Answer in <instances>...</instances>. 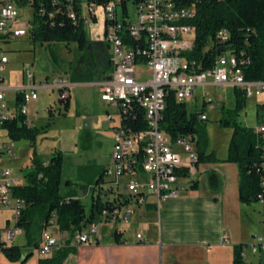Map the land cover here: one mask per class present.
Here are the masks:
<instances>
[{
    "label": "built area",
    "instance_id": "1",
    "mask_svg": "<svg viewBox=\"0 0 264 264\" xmlns=\"http://www.w3.org/2000/svg\"><path fill=\"white\" fill-rule=\"evenodd\" d=\"M23 1L31 6L30 0ZM129 1L136 6L135 22L130 20L126 9ZM99 7L105 17L103 38L112 69L109 80L99 84L100 100L115 110V114L106 116V121L113 124V146L95 193L102 208L97 220L75 230L72 236L58 230L56 216L52 214L34 250L42 260L50 259L61 247L97 243L104 229L112 228L116 232L117 226L128 224L133 209L148 205L149 199H153V205L158 208L161 201L178 196L182 190L179 180L194 175L197 156L191 135L172 139L162 128L168 98L173 97L176 103L186 105L193 100L195 90L201 88L203 110L212 103L206 88L231 87L245 100L258 98V106L264 108V80L249 81L244 77L243 69L248 60L225 53L218 55L210 69L202 71L200 64L184 56L194 45L195 30L190 24L195 16L193 6H179L174 0H126L125 10L121 9L119 15L121 0H108L102 4L97 0H87L83 4L79 0V12L76 13L73 0H69L67 16L74 26L82 22L84 28L85 23L96 17ZM47 17L50 20L53 14ZM30 29L31 23L21 22L18 9L11 0H0V45L30 35ZM215 39L225 42L228 33L220 30ZM7 64L8 58L0 48V127L18 113L25 116V125L31 127L28 106L37 100L39 89L56 91L58 101L69 99L71 84L68 78L55 77L37 82L32 66L27 64L22 71L26 83L5 87L1 74ZM9 91L19 97L13 112L5 101ZM140 114L143 124L135 131L133 127ZM257 117L258 124L253 129L264 150V111H258ZM198 119L206 121L207 117L200 112ZM14 148L13 141L0 145V158H13ZM261 171L256 200L264 205V164ZM121 178L126 182L121 184ZM20 186H23L22 180L0 163V256L5 249L15 246V239L23 235L18 221L25 202L13 195V189ZM261 218L264 221V213ZM53 225L54 234L49 231ZM141 239V234H136V240ZM239 258L241 264H264V239L255 237L252 243L240 245Z\"/></svg>",
    "mask_w": 264,
    "mask_h": 264
},
{
    "label": "trees",
    "instance_id": "2",
    "mask_svg": "<svg viewBox=\"0 0 264 264\" xmlns=\"http://www.w3.org/2000/svg\"><path fill=\"white\" fill-rule=\"evenodd\" d=\"M108 0H97L98 4ZM138 1V0H132ZM179 6H193L195 16L190 21L194 27L193 49L184 56L200 64L204 71L213 66L218 55L230 53L238 59L248 60L243 69L244 77L249 81L264 80V0H174ZM34 10L31 21L30 37L32 43L58 44L76 43L83 50V64L76 67L70 74L72 83L100 82L108 77V56L104 62L98 64L90 59L92 50L90 41L85 37L83 23L74 26L67 16L69 0H30ZM126 0H121V9L125 10ZM25 4V1H23ZM76 13L79 12V0H73ZM53 17L49 20L48 14ZM54 25L51 26L50 24ZM225 30L228 39L219 42L215 39L216 33ZM90 47V48H89ZM107 74V75H106ZM236 100L232 110H226L219 121L222 127H229L232 135L227 148V157L224 162L236 165L239 174L238 194L239 201L244 205L257 203L260 191L261 167L264 164V150L262 142L253 128L243 126L237 122V114L245 106V99L235 91ZM68 109V100L58 101ZM19 97H16V106ZM260 106H257V112ZM197 113H187L186 105L176 103L173 97L166 101L162 128L172 138L191 135L195 145L197 164L212 160L207 154L208 142L206 137L205 121L198 119ZM51 116V111H49ZM135 131L143 124L141 114ZM258 120V117H256ZM25 116H16L2 123L0 130L7 133L13 142L25 140L33 148L31 170L24 175L25 184L13 189V195L24 200L25 207L18 221L24 234L23 247L11 246L3 251L9 262L24 264L33 256L40 242L41 231L48 225L52 214L56 216V225L60 232H67L70 236L74 231L87 223L97 220L101 203L96 199V188L102 182L105 168L100 169L94 164L79 166L75 190L62 192L63 156L61 152L50 155L44 164L35 154L34 148L38 136L42 131L25 125ZM258 124V122H257ZM69 184V183H68ZM83 184L90 189V206L86 214L84 205L77 196L76 188ZM93 185V186H90ZM114 241L120 242L121 236L114 234ZM239 247H234L233 264H241ZM74 250L70 247L56 249L50 259H40L38 264H62L65 258Z\"/></svg>",
    "mask_w": 264,
    "mask_h": 264
},
{
    "label": "rangeland",
    "instance_id": "3",
    "mask_svg": "<svg viewBox=\"0 0 264 264\" xmlns=\"http://www.w3.org/2000/svg\"><path fill=\"white\" fill-rule=\"evenodd\" d=\"M11 1L18 9L21 22L30 24L34 13L32 6L24 4L23 0ZM80 1L86 4L87 0ZM126 9L130 20L135 22L136 6L129 1L126 3ZM118 14H121V8L118 9ZM104 20V14L99 7L96 9V17L92 19V22H87L84 25L85 37L90 41V47L96 53L94 61L101 64L105 54L108 58L110 57L103 38ZM0 48L2 54L9 60L6 71L1 74L4 78L3 85L8 88L22 86L21 73L26 64L32 66L31 70L34 73L35 80L42 82L45 79L51 80L55 77L69 78L73 70L82 65L84 61L82 60L83 50H80L76 43L49 45L39 42L32 43L30 35L10 43L1 44ZM111 70L109 65L106 72L108 76L111 74ZM101 81L102 78L99 83ZM70 84L72 89L70 90L71 97L67 110L59 104L57 92L46 89H39L37 100L28 106L29 119L34 121L33 127L42 131L34 148L36 156L46 164L51 154L55 152L62 153V192L75 190L77 168L79 166L94 164L96 167L104 169L108 164L109 154L113 146L111 131L113 124L106 121V116L107 114H115V110L107 107L100 100L101 87L96 84L85 86ZM206 91L211 96L212 101L209 107H204L202 110L201 97L203 91L201 88H197L193 100L186 104V110L188 114L202 111L206 115L207 120L204 124L208 142L207 151L209 148L214 149L218 156H222L228 148L232 130L229 127H222L219 121L226 114V110L234 109L235 90L231 87H208ZM257 100L259 99L245 100V106L237 114L238 123L250 128L257 126L255 116ZM6 102L10 110L13 111L15 102L11 91L7 92ZM49 111H51V116ZM260 111H264V108H261ZM10 141L6 131L0 130V145L7 144ZM14 145V157L9 159L1 156L0 163L3 167L11 168L12 172L19 176L18 179L25 182L24 175L31 170L33 148L25 140L14 142ZM124 182H126V179L121 178L120 183L123 184ZM90 189L91 187L89 189L85 188L83 184L76 188L78 198L84 205L86 214L90 206ZM253 205L259 210L262 207L257 203ZM3 218L4 215L1 217L2 222ZM129 226L131 225L124 227L128 234L131 233ZM49 231L54 234L55 225L50 227ZM255 236L264 238L263 225L262 233L258 232ZM23 243L25 244L24 234L18 236L14 241V245L19 247H23Z\"/></svg>",
    "mask_w": 264,
    "mask_h": 264
},
{
    "label": "crops",
    "instance_id": "4",
    "mask_svg": "<svg viewBox=\"0 0 264 264\" xmlns=\"http://www.w3.org/2000/svg\"><path fill=\"white\" fill-rule=\"evenodd\" d=\"M25 83L21 73V84ZM92 84L100 86L99 82L73 83ZM30 122L33 127V119ZM207 154L212 160L197 164L193 176L179 180L182 190L176 198L161 201L158 208L149 199L148 205L134 208L128 224L117 226L116 232L106 228L97 243L70 247L74 251L62 264H233L234 247L248 245L256 233H262L264 205L257 203L262 206L259 210L253 204L240 203L238 169L224 162L227 150L218 156L209 148ZM128 225L130 234L124 229ZM139 233L140 241L136 240ZM114 234L121 236L119 243L114 241ZM39 260L34 252L24 264H38ZM0 264L22 263L9 262L1 255Z\"/></svg>",
    "mask_w": 264,
    "mask_h": 264
},
{
    "label": "flooded vegetation",
    "instance_id": "5",
    "mask_svg": "<svg viewBox=\"0 0 264 264\" xmlns=\"http://www.w3.org/2000/svg\"><path fill=\"white\" fill-rule=\"evenodd\" d=\"M107 49V48H106ZM102 53H105V52H102ZM89 58L90 59H92V61L94 60V58H96V53H95V51H94V49L92 48V50H90V52H89ZM96 60V59H95ZM104 62V58H103V61H102V63ZM98 64H101L100 62H97Z\"/></svg>",
    "mask_w": 264,
    "mask_h": 264
},
{
    "label": "water",
    "instance_id": "6",
    "mask_svg": "<svg viewBox=\"0 0 264 264\" xmlns=\"http://www.w3.org/2000/svg\"><path fill=\"white\" fill-rule=\"evenodd\" d=\"M104 81H107V80H109V77H106L105 79H103Z\"/></svg>",
    "mask_w": 264,
    "mask_h": 264
}]
</instances>
